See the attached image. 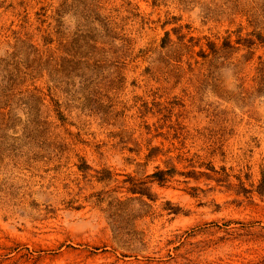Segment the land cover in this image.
I'll use <instances>...</instances> for the list:
<instances>
[{
    "label": "rangeland",
    "instance_id": "rangeland-1",
    "mask_svg": "<svg viewBox=\"0 0 264 264\" xmlns=\"http://www.w3.org/2000/svg\"><path fill=\"white\" fill-rule=\"evenodd\" d=\"M0 264H264V0H0Z\"/></svg>",
    "mask_w": 264,
    "mask_h": 264
}]
</instances>
